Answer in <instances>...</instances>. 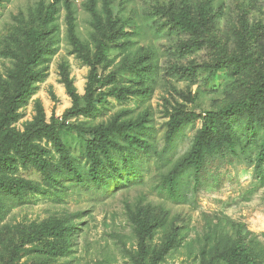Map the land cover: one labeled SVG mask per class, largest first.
Returning <instances> with one entry per match:
<instances>
[{"label":"rangeland","instance_id":"1","mask_svg":"<svg viewBox=\"0 0 264 264\" xmlns=\"http://www.w3.org/2000/svg\"><path fill=\"white\" fill-rule=\"evenodd\" d=\"M205 5L204 34L176 26ZM30 29L48 33L37 66H28ZM24 66L37 74L35 90L16 120L4 121ZM263 71L264 0L4 2L0 150L12 141L4 134H29L62 174L56 193L32 165L5 176L46 190L24 202L0 192V264H11L16 248L13 264H264V122L219 117L203 184L193 167L177 171L205 116L242 100ZM41 109L46 133L36 131ZM97 132L111 141L97 163L114 177L101 185L89 177ZM63 223L72 227L67 251L51 228ZM238 246L246 255L235 261Z\"/></svg>","mask_w":264,"mask_h":264},{"label":"trees","instance_id":"2","mask_svg":"<svg viewBox=\"0 0 264 264\" xmlns=\"http://www.w3.org/2000/svg\"><path fill=\"white\" fill-rule=\"evenodd\" d=\"M7 0H0V7ZM57 5L54 4L48 9V17L52 18L57 13ZM71 9V8H70ZM71 16L70 19H72ZM212 18L209 16V5L201 7L197 19L193 18L189 13H183L180 17L175 19L176 26L180 27L184 31L191 32L195 35L204 34L205 28L210 23ZM244 27H247L246 19L244 18ZM29 43L32 46L31 54L28 60V66H37L40 61L43 60L44 48L41 45L42 42L47 40L48 33L43 30L36 31L30 29L27 33ZM37 77L36 73L28 70L27 66L22 67L20 70L18 79L19 87L17 89L16 95L7 105L3 120H16V109L22 100L27 99L30 95H33L32 81ZM70 96L77 101V94L73 89L69 90ZM87 98L92 102L93 100V89L90 87L88 89ZM41 111V121L38 125L36 131L38 133H46L49 131L48 126L44 122V111ZM247 115L250 117V125L254 126L255 119L258 117L264 122V71L259 73L258 82L251 88L248 94L238 102H231L228 105L222 107L219 112H210L204 118V129L202 130L199 138L197 139L196 145L187 159H185L177 168L178 172H182L188 167H193L196 170V186H201L204 182V176L209 166L210 160H212L211 151L213 150V144L211 143V133L217 129V119L219 117H233L236 115ZM34 132V131H33ZM94 139L89 144L90 154H92V168L89 173L91 180L97 184L101 185L103 182L109 183L114 177L111 176L110 170H101L102 166L97 163L100 160L99 153L109 157L108 144H111L109 137H107L105 132L94 133ZM11 138V144H9V151L0 150V192L4 193L7 197H12V199H17L19 202H24L27 200L28 196H33L34 194H40L45 192V187L39 183L30 181L26 184L20 183L18 179L11 180L7 183L5 176L10 172L16 175L17 168L20 166L27 168V165H32L40 171L44 177V185L47 186L49 190H55L56 184L59 182V177L62 171L58 169L57 165L53 163H48L42 159L38 153L36 146L32 144L29 140L28 135L16 136L11 133L4 134ZM130 144L133 148L136 146L137 140L133 138H128ZM132 148V149H133ZM101 150V151H100ZM14 152V153H13ZM132 153V152H130ZM177 172L173 173L175 176ZM76 175L81 178V175L76 172ZM80 183H84V180H80ZM63 224L52 225L53 231H58L56 236L62 237L61 243L63 245L64 251L68 250L69 240L67 239L68 233L72 230L63 229ZM40 236V235H37ZM18 249H14L11 253V264L14 263L17 257ZM246 255V249L238 246L234 251L235 261L237 258H241Z\"/></svg>","mask_w":264,"mask_h":264}]
</instances>
